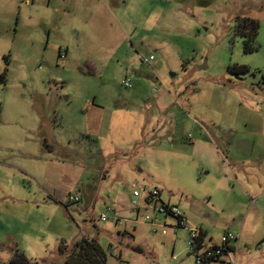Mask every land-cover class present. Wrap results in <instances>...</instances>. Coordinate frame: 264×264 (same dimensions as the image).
Here are the masks:
<instances>
[{"label": "rangeland", "instance_id": "1", "mask_svg": "<svg viewBox=\"0 0 264 264\" xmlns=\"http://www.w3.org/2000/svg\"><path fill=\"white\" fill-rule=\"evenodd\" d=\"M2 71L0 264H63L81 237L108 264H198L189 227L237 237L210 264H264V0H0ZM154 187L185 228L143 222Z\"/></svg>", "mask_w": 264, "mask_h": 264}, {"label": "built area", "instance_id": "2", "mask_svg": "<svg viewBox=\"0 0 264 264\" xmlns=\"http://www.w3.org/2000/svg\"><path fill=\"white\" fill-rule=\"evenodd\" d=\"M154 59L153 55H149L144 58L143 61L150 64ZM123 85L125 87H130L129 79H125L123 81ZM134 197H139L141 195L140 191L135 188L133 185ZM142 205L145 209H150L151 213H145L141 215V219L143 222L149 226L151 232H157V225H162L163 227L170 226L172 228H185L187 225V220L184 216V213L179 208V206L175 204H171L170 202H165L161 199L160 191L154 187L152 189H148L143 191L142 194ZM70 202H77V196H70ZM136 200L131 202V208L137 214V217L133 219L132 217H122L120 216L114 209H112V213L109 216L115 223V225L123 226L127 222H137L138 216L140 213V208L142 207ZM156 215H161L163 217V223L161 224ZM101 220H107L108 216L106 213H103L100 216ZM173 220V224H170ZM162 234L166 233V230L161 231ZM237 240L235 235L231 233H226L221 237V242L219 244L207 242L205 238H202L201 231L196 227H189V248L192 253L195 254L196 262L198 264H202L204 261H210V259L215 258L216 256H220L222 261L226 258L230 260V256L234 254L235 248L233 242ZM233 247V248H232ZM226 253V254H224ZM214 263L208 262L207 264Z\"/></svg>", "mask_w": 264, "mask_h": 264}, {"label": "trees", "instance_id": "3", "mask_svg": "<svg viewBox=\"0 0 264 264\" xmlns=\"http://www.w3.org/2000/svg\"><path fill=\"white\" fill-rule=\"evenodd\" d=\"M235 34L240 36L243 40V50L246 52H252L257 49L255 45V38L258 32V21L249 17H240L236 19L235 22ZM230 73L238 75L242 71H247L246 66L233 65L229 68ZM5 72H0V81L4 80ZM80 199L78 198V201ZM77 201V202H78ZM72 202V203H77ZM201 231V230H200ZM202 238H205V234L201 231ZM62 247H66L63 245ZM233 248V247H232ZM65 254L63 264H108L107 255L103 248L100 246L95 238L81 237L75 241L69 249L61 250ZM141 252L139 248L136 250ZM226 254V253H224ZM208 262L223 263L220 256H216L210 261H204L202 264H207ZM14 264H32L24 257H18L14 260Z\"/></svg>", "mask_w": 264, "mask_h": 264}, {"label": "crops", "instance_id": "4", "mask_svg": "<svg viewBox=\"0 0 264 264\" xmlns=\"http://www.w3.org/2000/svg\"><path fill=\"white\" fill-rule=\"evenodd\" d=\"M116 211V210H115ZM117 212V211H116ZM134 229V228H133ZM133 229L131 230V227H126L125 226V228H123L122 230H121V232H122V235L123 236H128V237H132V238H134V236H133V234L131 233V231H133ZM121 256H122V254H120V258H121Z\"/></svg>", "mask_w": 264, "mask_h": 264}, {"label": "water", "instance_id": "5", "mask_svg": "<svg viewBox=\"0 0 264 264\" xmlns=\"http://www.w3.org/2000/svg\"><path fill=\"white\" fill-rule=\"evenodd\" d=\"M201 69L203 68V67H200ZM236 75V74H235Z\"/></svg>", "mask_w": 264, "mask_h": 264}]
</instances>
